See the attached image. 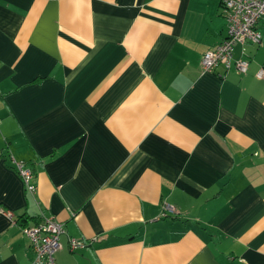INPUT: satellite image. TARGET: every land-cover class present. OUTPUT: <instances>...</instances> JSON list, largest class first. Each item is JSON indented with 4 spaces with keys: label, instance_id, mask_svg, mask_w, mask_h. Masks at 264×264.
Here are the masks:
<instances>
[{
    "label": "crops",
    "instance_id": "crops-1",
    "mask_svg": "<svg viewBox=\"0 0 264 264\" xmlns=\"http://www.w3.org/2000/svg\"><path fill=\"white\" fill-rule=\"evenodd\" d=\"M221 1L0 0V264L43 216L56 264H264V18L204 72Z\"/></svg>",
    "mask_w": 264,
    "mask_h": 264
},
{
    "label": "built area",
    "instance_id": "built-area-1",
    "mask_svg": "<svg viewBox=\"0 0 264 264\" xmlns=\"http://www.w3.org/2000/svg\"><path fill=\"white\" fill-rule=\"evenodd\" d=\"M221 2V10L226 20V35L219 44L202 54L201 68L204 72H209L223 66L227 72L234 67L238 72L245 73L249 62L245 58L234 59V47L244 42L260 44L263 34L257 25L264 18V0H222ZM263 74V69L257 72L258 77ZM15 166L26 190L34 194L36 183L32 169L21 160H15ZM173 210V206L165 204L163 215ZM7 214L12 216L10 211H7ZM21 231L29 239L35 253L33 264H56L55 254L61 247L60 237L65 233L62 222L53 216H43L34 224L21 226ZM68 243L71 251L88 245L87 241L75 237H68Z\"/></svg>",
    "mask_w": 264,
    "mask_h": 264
},
{
    "label": "trees",
    "instance_id": "trees-1",
    "mask_svg": "<svg viewBox=\"0 0 264 264\" xmlns=\"http://www.w3.org/2000/svg\"><path fill=\"white\" fill-rule=\"evenodd\" d=\"M23 226H24V224H23Z\"/></svg>",
    "mask_w": 264,
    "mask_h": 264
}]
</instances>
